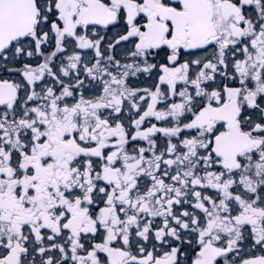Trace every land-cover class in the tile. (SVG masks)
Wrapping results in <instances>:
<instances>
[{
	"label": "snow or ice",
	"instance_id": "obj_1",
	"mask_svg": "<svg viewBox=\"0 0 264 264\" xmlns=\"http://www.w3.org/2000/svg\"><path fill=\"white\" fill-rule=\"evenodd\" d=\"M0 264H264V0H0Z\"/></svg>",
	"mask_w": 264,
	"mask_h": 264
},
{
	"label": "flooded vegetation",
	"instance_id": "obj_2",
	"mask_svg": "<svg viewBox=\"0 0 264 264\" xmlns=\"http://www.w3.org/2000/svg\"><path fill=\"white\" fill-rule=\"evenodd\" d=\"M5 78H7V77H5ZM15 78V77H14ZM257 254H259V253H257Z\"/></svg>",
	"mask_w": 264,
	"mask_h": 264
}]
</instances>
